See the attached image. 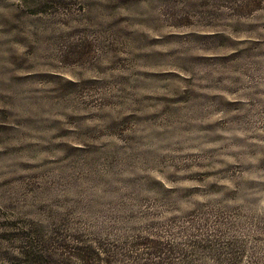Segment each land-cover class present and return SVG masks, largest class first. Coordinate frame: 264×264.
Masks as SVG:
<instances>
[{
  "label": "rangeland",
  "instance_id": "374dc122",
  "mask_svg": "<svg viewBox=\"0 0 264 264\" xmlns=\"http://www.w3.org/2000/svg\"><path fill=\"white\" fill-rule=\"evenodd\" d=\"M0 264H264V0H0Z\"/></svg>",
  "mask_w": 264,
  "mask_h": 264
}]
</instances>
